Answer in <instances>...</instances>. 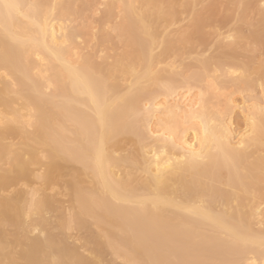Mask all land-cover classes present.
Segmentation results:
<instances>
[{
    "label": "bare ground",
    "instance_id": "bare-ground-1",
    "mask_svg": "<svg viewBox=\"0 0 264 264\" xmlns=\"http://www.w3.org/2000/svg\"><path fill=\"white\" fill-rule=\"evenodd\" d=\"M79 1L0 0V264H264V0Z\"/></svg>",
    "mask_w": 264,
    "mask_h": 264
},
{
    "label": "rangeland",
    "instance_id": "rangeland-1",
    "mask_svg": "<svg viewBox=\"0 0 264 264\" xmlns=\"http://www.w3.org/2000/svg\"><path fill=\"white\" fill-rule=\"evenodd\" d=\"M80 1H81V0H80ZM80 1H79V2H80ZM88 1H89L90 5H93V6H91V8H94L93 10L89 9V11H93V12H90V13H89L88 10L86 9L87 7H86L85 9L87 10V12L85 13V12L83 11L84 14H82V15H85V16H83V17L81 16V18H80V17L77 18V20H78V19L80 20L79 22L77 21L78 23H76L75 19H74V20L71 19L72 22L75 21V24H77V25H76L77 27H75V25H73V23L70 22V23L73 25V27H75L74 29H80V30H81V28L84 27V28H82V30L84 29V30H83V33H84L85 37H82V36H83V35H82V34H83V33H82V30H81V32H79L80 30H77V31L79 32V35H80V36H77V37L75 38V39H76V43H78L79 45H81V46L83 47V48H82L81 50H79V51L81 52V54L83 53V54H82L83 56H84V55L86 56V54H87V56H88V54H89V57H90V58L93 57V55H94L95 57H94L93 59H95V61H96V58H97V61H96V62H93L94 64H95V63H96V64L98 63L97 65H101V64H103V63H105V62H107V63H110V62H111V63H112V62H113V58L115 57V58L117 59V57H118L119 55H121V54H120V53H121L120 51H122V49H123L122 46L119 47V46H120L119 41H120V42H122V41H121L119 38L114 39L116 34L114 35L113 32H119V31H117L118 28H116V30H115V27H112V29L109 30V32L111 31L112 34H113V35H112V36L114 37L113 39L117 42V43H116L114 40L112 41V42H115L114 44H116V46H115V45L113 46V44L110 45L109 43H107V44L110 45L109 48H110V47H113L114 49H115V48L117 49V52L115 51V53H118L119 55L116 54V55H118V56L114 55L115 53H113V55H112V53H110V52L107 51V48L104 49L103 46H105V45H103L102 40H103V38H107V39H108L107 41H110V39L112 40V36H110L111 33L107 32L108 29H107L106 27H110V28H111V26H114L115 22L118 21V20L120 19L121 15H120V13H117V12H119V11H117L116 9H115V12H114V13H108L110 16L112 15V16L108 19V21H111V22L114 23V24L112 25V23H111L110 26H106V24H107V23H106L107 20H106V19H103V17L105 18L106 15H107V18H108L109 15H108V14H105V15H104L103 13H105V12L102 11V10L106 9V10L108 11V9H107V8H108V4H110V3L112 2V0H111V1H110V0H94L95 2H94L93 0H87V1H85V3L88 2ZM107 1H109V3L107 4V7L104 8L103 5H106V2H107ZM83 2H84V1H83ZM92 2H93V3H92ZM85 3H84V4L81 3L80 6H84V7L87 6V4H85ZM103 3H104V4H103ZM102 4H103V5H102ZM90 5H89V6H90ZM80 6H79V3L77 2V6H76V7H77V11H75V12L81 13L80 10L82 9V7L80 8ZM103 8H104V9H103ZM82 10H83V9H82ZM87 13H88V14H87ZM102 14H103V15H102ZM75 15H76V14H75ZM78 15H80V14H78ZM114 15H115V16H114ZM118 15H120V16H119V19L116 18V19H118V20L115 21V19H114L113 21H115V22H113L111 19H112V18H115L116 16L118 17ZM73 16H74V15H73ZM76 17H77V16H75V17H73V18H76ZM84 17H85V18H84ZM101 18H102V22H100V19H101ZM81 19H82V20H81ZM97 21L100 22V23L97 24ZM105 21H106V22H105ZM70 23H68V24H70ZM103 23L105 24V27H104V28H103V26H102V25H104ZM108 23H110V22H108ZM116 23H117V22H116ZM118 23H119V22H118ZM101 24H102V25H101ZM78 25H79V27H80V26H82V27L79 28ZM99 25H101L102 27H101V26H100V27L103 28L104 30H103V29H100ZM107 25H108V24H107ZM115 26H117V25H115ZM71 28H72V26H71ZM96 28H97V29H96ZM98 29L103 30L105 33L107 32V33H108V36H110V39L108 38L107 35L105 36V34H103L102 31H101V33H100V30L98 31ZM105 30H106V31H105ZM112 30H114V31H112ZM84 31H85V32H84ZM92 31H93V32H97V31H98L97 33H99V34H97V36H96V35L93 36ZM90 32H91L92 35H90ZM88 34H89L91 37H90V36L87 37ZM94 34H96V33H94ZM101 34H102L103 36H102ZM75 35H76V30H75ZM100 35H101V36H100ZM92 36H93V38H94L95 36L98 38V36H99V38H98V39H97V38H96V39H95V38L93 39ZM116 36H119V35L117 34ZM78 37H79V38H78ZM77 38H78V40H77ZM80 38H81V40H80ZM98 40H99V41L101 40L100 42H101V44H102V47L100 46ZM78 41H80V42H78ZM80 43H81V44H80ZM96 43H97V44H96ZM78 44H77V45H78ZM105 44H106V42H105ZM117 44H118V46H117ZM75 45H76V44H75ZM96 45H97V46H96ZM121 45H123V44H121ZM81 46H78V47L81 48ZM99 46H100L101 48H103V49L100 48V49L102 50V53H101V51H99V50H100V49L98 48ZM107 46H108V45H107ZM76 47H77V46H76ZM78 47H77V50H78ZM118 47H119V48H118ZM124 47H125V46H124ZM120 48H121V50H120ZM114 49L112 50V52H114ZM124 49H125V48H124ZM82 50H83V52H82ZM104 50H106V52H105ZM108 50H110V49H108ZM119 50H120V51H119ZM75 52H78V51H75ZM107 52H108V55H106ZM119 52H120V53H119ZM123 52H124V50H123ZM123 52H122V53H123ZM105 53H106V54H105ZM109 53L111 54L110 56H109ZM78 54H79V53H78ZM78 54H77V55H78ZM81 54H79L78 56H81ZM90 54H93V55L90 56ZM104 54H105L106 56H109V57L112 56V57H111V58H112V61L110 60V61L108 62V59H110V58L107 57V58H108V59H107L106 57H104V56H105ZM85 56H84V58H85ZM87 56H86V57H87ZM81 58H82V57H81ZM101 58H103V59H101ZM115 58H114V60H116ZM87 59H88V58H87ZM106 59H107V61H106ZM102 60H103V61H102ZM192 92L195 93L196 90L193 89ZM240 96H242V97H240ZM243 96H244V97H243ZM245 96H246V98H247L248 95H247V94H243V95H239L238 97L235 96V97H236V98H235V99H236V100H235L236 103H237L238 101L240 102V100H241L242 98H245ZM190 97H191V96L186 97V98H187L186 100L188 101V99H189ZM175 98H176V97H175ZM180 98H181V97H180ZM157 99H158V98H157ZM171 99H172V98H170V102H173V103H174V102H176V99H177V98H176L175 100H171ZM178 99H179V98H178ZM178 99H177V100H178ZM159 100H162V101H163L164 98L160 99V97H159V99H158L157 101H159ZM167 100H168V99H167ZM180 100H182V98L179 99V101H178L177 103L181 104V103H180ZM183 100H184V101L182 102L183 104H181V105L184 106V105L186 104V100H185V99H183ZM168 102H169V100L167 101V103H168ZM170 102H169V103H170ZM163 103H164V102H163ZM167 103L165 102V106H166ZM169 103L167 104V106H169ZM173 103H171L170 105H172ZM187 103H188V102H187ZM144 104H147V103L144 102V103L141 104V108H142L141 111L146 107ZM161 104H162V103H161ZM147 105H148V104H147ZM142 106H143V107H142ZM144 106H145V107H144ZM162 106H164V104H163ZM147 107H149V105H148ZM145 109H146V108H145ZM141 111H140V112H141ZM145 111H147V110H145ZM145 111H144V112H145ZM142 113H143V112H142ZM140 114H141V113H140ZM141 115L144 116V114H141ZM239 115H240V114H239V112H238L237 109L234 110L233 113L231 114V123H233L232 126H231V128L233 129V131L236 130L237 128H239V126H241V125H240V122H241V116H239ZM142 116H139V117L141 118ZM144 117H145V116H144ZM137 118H138V117H137ZM140 118H138V119H140ZM142 119H144V118L142 117ZM140 120H141V119H140ZM144 120L146 121V117H145ZM144 120H141V121H143L144 124L146 123V125H147V122H145ZM148 120H149V119H148ZM148 120H147V121H148ZM143 122H142V124H141V122H140V125H142V128L144 129V128L147 127V126L144 125ZM148 122H149V121H148ZM150 122H151L150 124L148 123V124L150 125V127H149V131L151 130L150 132H153L152 129L154 130V127L156 128V126H154V123H156V120L152 119ZM238 122H239V124H238ZM237 124H238V125H237ZM155 125H156V124H155ZM145 130H147V128H146ZM236 131H237V130H236ZM149 141H150V140H149ZM150 142H151V141H150ZM150 142H148V143H150ZM34 168H35V167H33V169H34ZM37 168H39V169H38V170H35V169H36V168H35V169L33 170V172L36 171V172H35V175H36V174L39 175L40 172H41L40 167H37ZM38 171H39V172H38ZM33 174H34V173H33ZM35 181H36V180H35ZM35 181L33 180V182H32V181H31V182H32V183H35ZM36 182H37V181H36ZM32 185H33L32 187L34 188V184H32ZM29 186H30V185H29V183H28V185H26L25 187H27L30 191L24 189L23 186H22V187H23L22 190L24 189V191H28L27 193L31 192V191H32L31 188H30L31 186H30V187H29ZM35 186H37V188H38L37 183H36ZM33 188H32V189H33ZM37 188H36V189H37ZM33 190H34V189H33ZM55 191H56V193H57V190H55ZM59 192H60V193H59ZM56 193L52 192V195H54V194H56ZM50 194H51V192H50ZM62 195H63V194H62ZM60 196H61V191L59 190L58 193H57V196L55 195V199L57 198L56 200H57L59 203L61 202L60 205H59V203H58V209H62V210H63V212H62L61 210H59V211H60L61 215H62L64 218L66 217L65 219H67V218L69 217V215H71V214H68L67 212L72 213V212H70V211H71V207H70V206H69V207L67 206L66 203H67L68 201L66 200V197H65L64 195H63L64 197H63V196L60 197ZM66 201H67V202H66ZM68 204H69V203H68ZM68 209H69L70 211H69ZM66 210H68V211H66ZM64 214H65V215H64ZM67 214H68V215H67ZM74 231H75V230H68V231L66 232V235H67V242H68V244H69L70 246L74 247L75 249H76V248L79 249V250H77V251H78L79 253H82L83 256H84V255L86 256V254H87V253H86V252H87V249L84 248V245H83L84 242L82 241L83 243H81V241H80V239H82V238L84 239V238H85V237H84V236H85V233H84L83 231H80V232H78V231L76 232V231H75V232H76V233H75ZM81 232H82V233H81ZM71 233H73V234H71ZM80 234H81V235H80ZM69 235L72 236V237H69ZM79 236H80V237H79ZM81 236H83V237H81ZM71 238L73 239V241H72ZM74 239H75V240H74ZM68 240H69V241H68ZM77 240H79V242H78ZM82 245H83V246H82ZM81 246H82L84 249H86V250L84 251V249H83V250L80 249V248H82ZM79 247H80V248H79ZM87 255H88V254H87ZM105 257H106V256H105ZM107 257H108V256H107ZM107 257H106V258H107ZM106 258L104 259V260L106 261L105 264H108L109 261H110V263H112V264H113V261H114V264H117V263H118V264H122L121 261H119V260L110 259V256L107 258V260H106ZM111 258H112V257H111ZM108 259H109V260H108ZM119 262H120V263H119ZM110 263H109V264H110Z\"/></svg>",
    "mask_w": 264,
    "mask_h": 264
}]
</instances>
